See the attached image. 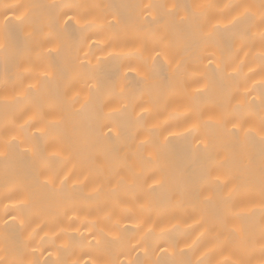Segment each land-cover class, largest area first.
I'll return each mask as SVG.
<instances>
[{
    "label": "bare ground",
    "instance_id": "obj_1",
    "mask_svg": "<svg viewBox=\"0 0 264 264\" xmlns=\"http://www.w3.org/2000/svg\"><path fill=\"white\" fill-rule=\"evenodd\" d=\"M0 264H264V0H0Z\"/></svg>",
    "mask_w": 264,
    "mask_h": 264
}]
</instances>
